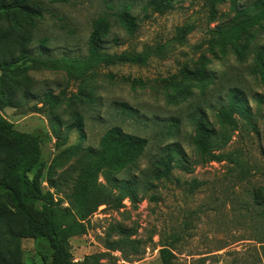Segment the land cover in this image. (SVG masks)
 <instances>
[{
	"label": "rangeland",
	"instance_id": "374dc122",
	"mask_svg": "<svg viewBox=\"0 0 264 264\" xmlns=\"http://www.w3.org/2000/svg\"><path fill=\"white\" fill-rule=\"evenodd\" d=\"M148 1L45 0L47 12L31 46L34 55L42 51L44 57L52 58L87 56L93 21L106 15L112 25L104 38L105 51L142 52L147 61L143 65L98 66L95 76L85 82L70 79L64 70L30 71L34 95L22 106L0 112L15 129L39 136L51 159L74 144L98 147L105 132L114 126L148 139L144 155L120 174L139 182L138 203L126 199L119 210L99 207L88 221L87 233L70 238L76 261L108 252L109 229L122 225L131 238L142 241V255L130 259L129 264H163L160 249L166 245L176 255V264H233L236 256L256 244L259 232H264V84L252 73L255 51L264 48V22L253 31L255 38L239 43L246 46L243 53L238 55L229 47L226 55L216 57L210 51L213 30L230 25L238 10L250 8L256 0H226L218 5L215 20L210 19L205 0H173L174 8L164 14L153 12ZM123 5H129L137 18L139 29L134 35L128 34L114 15ZM184 26L190 31L182 39L179 29ZM43 40H47L44 48ZM202 55L209 59V79L204 83L184 80L182 69L195 70ZM1 82L0 76V86ZM172 83L179 91L186 88L188 94L175 100ZM234 87L245 96L249 118L236 115L238 127L219 151L226 156L223 161L202 163L192 144L197 111H205L218 129L216 112L227 104L229 90ZM46 91L64 97L56 109L62 129L75 123L79 115L83 117L85 140L74 128L59 146L51 118L44 108H37ZM172 148L178 151L174 163L180 164L173 167L170 179L155 180L152 172ZM71 164L66 162L55 175L58 178L64 171L71 175L68 183H59L64 193L77 176ZM193 180L202 184L190 191ZM99 181L105 184L103 175ZM62 204L69 206L66 201ZM21 247L22 264H44L35 238L22 239ZM111 254L114 259H102L100 264L125 262L120 251ZM246 259L250 264L249 254Z\"/></svg>",
	"mask_w": 264,
	"mask_h": 264
},
{
	"label": "trees",
	"instance_id": "16d2710c",
	"mask_svg": "<svg viewBox=\"0 0 264 264\" xmlns=\"http://www.w3.org/2000/svg\"><path fill=\"white\" fill-rule=\"evenodd\" d=\"M44 1L0 0V111L8 107L18 108L24 104V100L34 95L30 71L64 70L70 79L85 82L95 76V69L101 65L146 63L147 54L142 52L105 51L104 38L110 33L112 25L106 15L93 21L87 56L52 58L44 57L42 51L34 55L31 46L35 41L39 21L47 12ZM48 1L68 3L70 0ZM205 1L209 7L210 19L215 20L218 5L226 0ZM147 5L153 12L164 14L174 8V1L149 0ZM114 15L128 34L137 33L139 24L129 5L119 7ZM262 22L264 0H256L250 8L238 10L236 19L230 25L213 30L214 36L210 39L211 53L216 57L224 56L228 48L232 47L240 55L246 50V46L239 43L244 38H255L252 33ZM189 31L188 26L180 28L179 37L184 39ZM46 41H42L43 48ZM208 61L206 55H202L199 59L200 66L195 70L184 67L181 71L184 80L206 82L210 77L206 69ZM252 73L264 84L263 47L255 51ZM171 88L173 94H177L175 100L188 94L186 88L179 91L177 84L172 83ZM63 101L62 94L55 95L52 91H46L40 100L41 107H37L44 108L51 118L52 130L59 140V146L68 140L74 128L79 131L82 141L86 138L81 115L75 123L62 129L56 109ZM205 113L202 109L197 111L192 144L202 163L223 161L226 156L219 151L229 143L233 130L238 127L236 115L249 118L245 96L237 87L229 90L227 104L216 112L218 129ZM148 143L147 138L114 126L105 132L98 147L74 144L51 159L39 136L15 129L13 123L0 112V264H22L21 242L24 238L37 240L38 254L44 264H100L102 259H114L111 253L115 251L123 254L125 262L113 261V264H129L130 259L142 255V241L131 238V233L122 225L109 229L106 239L108 252L89 255L83 261L75 260L70 238L87 233L88 221L99 207L119 210L125 206L126 199L135 205L138 203L139 182L134 178L120 177V174L138 162ZM177 154L178 151L172 148L159 161L152 172L155 180L170 179L173 167L180 164L174 163ZM66 162H72L71 169L77 172V176L72 188L64 193L59 183H68L71 175L68 176L66 171L58 178L55 175L57 169L62 168ZM100 175H103L105 184L99 181ZM45 183L48 184L47 188ZM190 184V191H194L202 183L193 180ZM63 201L69 206H64ZM116 233L120 235L118 239L114 237ZM170 248L166 245L160 249L163 264H176V255ZM248 254L250 264H264V232H259L256 244L244 251L243 255L236 256L233 264H248Z\"/></svg>",
	"mask_w": 264,
	"mask_h": 264
}]
</instances>
